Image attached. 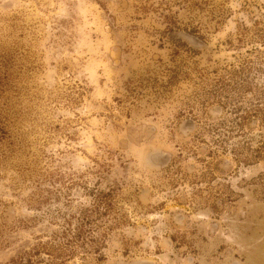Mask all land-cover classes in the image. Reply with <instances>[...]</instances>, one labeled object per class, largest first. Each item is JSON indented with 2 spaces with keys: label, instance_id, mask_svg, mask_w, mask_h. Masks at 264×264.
I'll use <instances>...</instances> for the list:
<instances>
[{
  "label": "rangeland",
  "instance_id": "obj_1",
  "mask_svg": "<svg viewBox=\"0 0 264 264\" xmlns=\"http://www.w3.org/2000/svg\"><path fill=\"white\" fill-rule=\"evenodd\" d=\"M254 2L0 0V264H264V164L257 200L235 189L221 216L182 204L190 193L172 189L170 164L178 145L199 150L189 120L202 134L222 101L257 110L245 134L264 135V0ZM211 235L206 257L171 245ZM48 241L66 247L59 259L38 250Z\"/></svg>",
  "mask_w": 264,
  "mask_h": 264
},
{
  "label": "flooded vegetation",
  "instance_id": "obj_2",
  "mask_svg": "<svg viewBox=\"0 0 264 264\" xmlns=\"http://www.w3.org/2000/svg\"><path fill=\"white\" fill-rule=\"evenodd\" d=\"M223 1L227 2L228 0ZM244 1V9L252 10V4L249 5L248 3L252 2L255 5V0ZM248 10L246 12H248ZM259 13L261 12H258V14ZM216 17L221 18L223 16L222 14H220ZM247 17H254V13L248 14ZM216 23L220 24L222 23V21H217ZM255 24H258V22H255ZM262 27H264V25ZM173 30H176L175 33L184 38L186 42H194V39L196 41H199L201 45L203 43L201 39L195 36L197 33L194 31V29L181 30L180 28L175 27L173 28ZM261 41L264 43V36L261 38ZM173 45L177 47L178 45H180V43L177 44V42H173ZM205 48H208L206 44ZM224 104L227 105L224 107ZM231 105L232 102L227 101V103H224L222 101L221 104H219V107H214L215 109L213 108L214 110L212 109V111L219 116L215 121L209 124L207 123V125L204 126L205 129L202 134L197 131L199 125V121L197 122L198 117L194 118L193 120H189L192 123V128H194V134H192L191 136L192 139L189 140L192 143L201 141L199 150L192 144L187 146L178 145L176 146V149L179 154V159H182L185 156V153L188 157H193L194 164L196 163L193 172H180V162L176 156L173 157L172 155L170 160V164L173 167L171 172L173 179L172 189L178 191L179 187H181V185L183 184L185 188L187 187L186 190L190 193L187 199L182 200V204L187 207L192 206L193 210L202 209L203 207H205L216 216H221L224 213H234L231 204L233 203L234 199L239 197L236 195V193H234L235 189L242 191L243 189L249 188L254 196L253 198L257 200V196L260 191L259 189L261 188L259 187V185H261V182L259 181V171L261 170H259V167L262 163L264 164V135H259V139H253L245 134L249 129V135H252L255 128L257 127L256 122H259L260 120L253 115V113L257 112V110H252L250 108H247L246 110L244 107H242V102H237L232 106ZM208 114L209 116H211V113L208 112ZM252 121L254 123V126H252L251 124ZM256 133H254V136L257 135ZM261 133L262 131H260V134ZM230 136L234 137L231 140L227 141ZM234 141V145H228V143H233ZM200 151H202L203 153L200 154ZM154 160L157 161L158 159L154 158ZM223 165H227L228 170L223 169ZM247 170H250L251 172L257 171V174L255 176H252L251 178H247L245 174ZM261 175H263L264 177V172H261ZM87 221H89L88 217ZM69 225L70 224L68 223V226ZM84 230L85 226L83 225L82 217L80 221H78V225L76 226V228L72 229L71 237L75 236V239L78 240V238L83 234ZM68 231L69 230L65 229V231L63 232V234L65 235V239H67L68 235H70ZM211 237H213V235L209 237L203 236L201 240L192 241L189 240L187 236H185L180 240L185 241V243H179L178 241L173 242L172 240L171 243L173 244L171 245L172 247L174 246L175 248H180L182 250L187 249L188 251H192L193 249L194 251L198 252L197 254H202L206 257L205 253L209 254L211 250L210 248H205L203 246V243L204 241L208 243L207 238ZM50 243H52V241L40 243L38 250H45L46 252L51 253L50 257L59 259V257H61L65 253L66 247L53 245V247L57 249V251H54L53 249L50 250V246H52V244ZM95 245L96 246H94L93 248L95 254H97L98 245ZM222 250L224 252H227L226 248H223ZM218 251H221V247H218V250H214L212 252L214 253ZM52 252H56V254H52ZM20 257L13 259L10 264L17 263V260ZM193 262L194 259L192 258L191 264H194ZM49 264L51 263L49 262Z\"/></svg>",
  "mask_w": 264,
  "mask_h": 264
},
{
  "label": "trees",
  "instance_id": "obj_3",
  "mask_svg": "<svg viewBox=\"0 0 264 264\" xmlns=\"http://www.w3.org/2000/svg\"><path fill=\"white\" fill-rule=\"evenodd\" d=\"M2 82L0 81V84H1ZM2 85V84H1ZM7 139H9V138H7V132H6V129H5V126H4V124H3V122L2 121H0V148H1V146H3V141H6ZM25 259L26 258H24V257H20L18 260H17V263H15V262H13V263H15V264H23V261H25ZM30 261V260H29Z\"/></svg>",
  "mask_w": 264,
  "mask_h": 264
}]
</instances>
